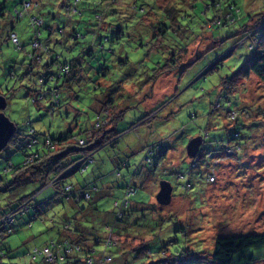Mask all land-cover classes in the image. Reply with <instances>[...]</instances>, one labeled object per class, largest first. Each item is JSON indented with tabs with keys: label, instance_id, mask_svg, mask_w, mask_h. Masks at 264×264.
I'll list each match as a JSON object with an SVG mask.
<instances>
[{
	"label": "rangeland",
	"instance_id": "374dc122",
	"mask_svg": "<svg viewBox=\"0 0 264 264\" xmlns=\"http://www.w3.org/2000/svg\"><path fill=\"white\" fill-rule=\"evenodd\" d=\"M21 1L0 0V6L5 5L6 15L4 25H1L0 29V94L9 98L5 114L12 122L19 125L18 131L22 139L28 134L29 128H34L41 135L49 134L57 137L60 131H65L67 119L72 125L74 121L79 124L74 131L76 136L85 137L89 123L93 124L97 119L98 111L95 105L92 108L95 104L94 96L101 97V93H106L103 86L109 83L115 87L121 85L125 87L123 88L125 95L118 99L124 101L125 107L129 108L124 114V121L118 126V130L123 134L114 148L107 147L96 153L98 162L95 167L103 172L106 169L113 171L114 166L111 161H127L129 168L121 170L123 180L120 179V186L129 182V176L134 171L140 173V177L134 181L137 192L132 201L144 205L135 207V221H130L134 227L130 226L129 229V232L132 231L131 240L128 241L124 237L125 243H122V240L116 239L118 244H124L122 252L125 249L127 251L123 256L113 253L115 262L112 264H210L199 258L208 256L207 254L214 250L215 240L218 237L264 232V82L252 75L247 82L238 80L237 87L230 90L231 92L226 90L224 84L225 79L232 78L251 55L250 41L243 38L245 33L234 35L249 24L252 26L264 19V0H222L224 3H235L240 12L235 14L233 25L213 31L212 37L221 38L222 42L199 59L197 53L204 54L214 45L212 37L210 39L203 37L206 17L200 14L202 3L198 0L199 2L195 4L197 5L194 11L195 17L189 22L184 20V25L192 32L191 40L200 37L194 40L195 42L192 41L188 54L182 57L180 62L179 58L176 59L173 66L177 67L174 70L152 81L153 63L151 60H145L149 45L157 43V46H162L163 53L165 51L164 55H168L175 44L174 38L169 40L159 36L153 40L145 28L153 25L154 21L158 22L156 18L159 11L156 9L163 10L178 6L180 3V0H153L154 11L150 9L153 6L147 8L142 25L139 26L144 31H137L138 24H136L134 33L129 39L126 36L121 42L114 40L105 44L109 53L111 49L114 51V54L108 56L110 73L107 77L98 79V85H102L98 91H93L92 83L89 84L93 86L89 94L86 86L74 91L77 93L76 99L69 100V105L73 104L76 110L69 108V117L64 112L63 116H67L66 120L62 119L58 112L54 116L47 112L46 99L41 103L45 109H39L32 101L33 92L29 91V88L33 91L38 89L35 77L33 75L26 79L21 77L24 73L22 64L29 63L27 53L32 50L29 44L34 37L32 21L28 14L37 13V2L39 3L40 0H33L28 6L26 5L28 14L26 12L27 15L17 21L13 19V13ZM41 1L55 3L53 8L49 6L44 10V21H47L51 12L59 16L58 21H68L62 4H66L69 0ZM109 2L114 3L111 0ZM104 3L108 4V2ZM133 3L135 0H119L123 12L128 13L122 15L120 20L125 15H129L127 7ZM211 17L212 15H209V18ZM70 23L76 24L74 21ZM12 27H14L13 34L17 35L20 43L26 42L25 51L18 50L5 38ZM42 33L41 37L46 41L48 33L45 30ZM232 36L234 37L231 38ZM128 40L135 41L138 46L143 43L144 46L133 47L135 42L128 43ZM80 42L87 43V40ZM164 44L169 48H165ZM75 46L80 48V45ZM64 49L62 46H57L56 52L62 59L71 58ZM118 50L119 52L116 53L115 51ZM73 51L74 54L77 53L76 50ZM176 52L180 51L175 50L173 54ZM127 57L129 64L120 66L119 61ZM216 62L219 63L215 68L202 76L204 71ZM190 64L192 65L189 66ZM185 70L186 72L182 74ZM10 74L13 76L10 77ZM87 75L93 77V73L89 71ZM220 88H223L222 93ZM227 101L232 103V108L239 114L247 110L248 115H240L237 122H233L234 120L226 115L224 110L215 109L217 102L226 106ZM158 111L159 117L152 124L141 125L134 131H129L132 123L144 115ZM244 124L248 127H243ZM234 130L240 131L245 138V143L243 142L245 150L240 153L241 156L236 158V154L220 157L215 155L212 158L213 162L205 161L203 158L199 168L196 169V166L192 165V169L195 170L191 176H188L191 172L190 163H193L192 158L187 154L190 140L200 136L205 137L206 132H209L211 139L226 140ZM238 135L235 134V137ZM157 143L164 146L165 157L159 158L157 152L154 153L153 162L158 164V167L154 165L149 167L143 161L145 147ZM213 145L215 144L206 141L199 152L203 148L210 150ZM22 160H24L22 152L13 145L8 146L0 154V177L4 179L3 182L12 178L10 173L6 175L7 166L17 165ZM207 171H214L215 181L210 184L209 181L206 184L203 177L204 172ZM184 175L183 179L181 176ZM162 181H168L173 186L172 201L169 205H161L156 200ZM188 181H191L192 186H186V191L184 185H187ZM2 193L3 191H0V207L6 210L7 207L2 200L9 195L13 197L15 191ZM114 193L113 197L117 201L123 199L122 189H116ZM113 197L104 200L106 202L104 208H111ZM47 212L52 216L51 212H62V210L57 211L54 205L47 208ZM62 219V216L58 217L57 225L53 226L61 227ZM26 220L24 216H18L13 225L14 234L8 240L13 247L20 245L27 251L30 247H40L53 239H59L58 230L49 231L51 224L48 221L45 224L36 222L33 229H27ZM179 227H182L183 231H178ZM100 230L102 231V228ZM31 237L34 238L30 240ZM175 239L178 244H171L170 242ZM144 241H148L146 255L136 259L134 252L129 250L137 248ZM184 248L188 253H184ZM253 253L256 256L255 261L251 263L240 261L235 264H264V250L256 249ZM18 261L19 259L16 258L6 263L17 264ZM19 264L43 263H32L28 256V259Z\"/></svg>",
	"mask_w": 264,
	"mask_h": 264
},
{
	"label": "trees",
	"instance_id": "16d2710c",
	"mask_svg": "<svg viewBox=\"0 0 264 264\" xmlns=\"http://www.w3.org/2000/svg\"><path fill=\"white\" fill-rule=\"evenodd\" d=\"M32 1L22 0L15 8L13 19L17 21L23 19L28 14L25 5L30 4ZM109 1L69 0L66 4H62L68 19L65 22L58 21L59 16L53 15L52 12L48 14L50 16L47 21H44V10L49 6L53 8L55 6L54 2L43 3L40 0L39 3L37 2V13L28 14L32 21L34 37L29 44L32 50L27 53L29 63L22 64L24 73L21 77L24 79L31 75L35 77L38 89L33 91L29 88V91L33 92L32 101L39 109L44 108L41 103L46 99L47 112L52 116L58 112V115L66 120L67 116H63V113L66 112L69 117V108L73 111L76 110L73 104L69 105V100L76 99L77 93H74V91L86 86L89 94L94 86L93 91L96 92L102 88V85L97 83L98 79L107 77L110 73L111 67L108 66V56L114 54V51L111 49L109 53L105 44L112 43L114 40L121 42L126 36L129 39L131 34L134 33L136 24H138L137 31H144L139 26L142 25L147 8L153 6L150 9L154 11L155 7L153 0H135V3L127 7L130 12L129 15H125L120 20L122 15L128 13L123 12L119 0H111L114 2L113 4ZM200 1L202 3L200 14L206 17L203 26L205 36L203 37L208 39L212 37L213 31L216 29L233 25L235 14L240 12L235 3H224L222 0ZM104 2H108V4L106 5ZM198 2V0H180L178 6L167 7L163 10L156 9V11H159L157 12L158 15L156 14L158 22H152L153 25L147 26L145 31L149 32L153 40L159 36L169 40L174 38L173 43L175 46L172 48V52L164 55L165 51L163 53L162 46H157V43L149 45L150 48L145 54V60H151L153 63L152 81L174 70L177 67L173 66L176 59L179 58L180 62L182 57L188 54L192 41H196L200 37L191 40L192 32L184 25V20L189 22L192 17H195L196 13L194 11L197 7L195 4ZM209 15H212V17L209 18ZM5 18V5L2 4L0 6V29L4 25ZM77 18L78 20H76ZM70 21H74L76 24H72ZM254 24L252 26L249 24L234 35L245 33L243 38L250 41L251 55L232 78L225 79V88L229 92L237 87L238 80L247 82L252 75L257 76L258 79L264 82V19ZM13 30L14 27L10 29L5 37L12 44H14L12 40ZM44 30L48 33L46 41H43L41 37ZM212 39L214 46L204 54L197 53L198 59L222 42L221 38L214 39L212 37ZM17 40L18 44H14V46L20 51H25L26 42L20 43L18 37ZM84 40H87V43L80 42ZM131 42L135 41L128 40V43ZM75 45H80V48H76ZM57 46L64 47L71 58L62 59L56 52ZM143 46V43L138 46L135 42L133 47ZM163 46L169 48L166 44ZM176 47L178 48L176 49ZM73 50H76L77 53L74 54ZM119 50L115 52L117 53ZM175 50L180 52L173 54ZM119 62L120 66L127 65L129 59L127 57ZM218 63L216 62L207 68L202 76L212 71ZM88 71L93 73V77L87 75ZM101 71L103 74H101ZM184 72L186 70L182 74ZM12 76L10 74V77ZM91 83L93 86L89 85ZM109 84L103 86L107 91V95L101 93V95L99 94L101 97L95 95V98H93L95 104L92 108L95 105L98 111L97 119L93 124L89 123V128L86 129V135L83 138H78L74 132L79 124L74 121L73 127L68 119L65 124V131H60L57 137H52L49 134L41 135L34 128H29L28 134L22 139L18 131L19 125L16 124V134L10 140L8 146L17 147V150L22 152L24 160L17 165L9 164L7 166L6 175L11 174L12 178L10 180L5 179V182H3L4 179L0 177V188H3L0 189V191H3L2 194L12 190L15 191L13 197L9 195V197H4L2 200L7 209L3 210V207H0V264H7L6 261L16 258L19 259L17 263L19 264L28 259V256L32 263L112 264L115 262L113 253L126 255V249L122 252L124 244H118L116 239L122 240V243H125V238L128 241L131 240L132 231L129 232V229L130 226L134 227L130 224V221H135V207L138 208V205L144 204L132 201L137 192L134 181L140 177V173L134 171L129 176V182H126L124 186H120L119 181L120 179L123 180L121 170L129 168L127 161H111L114 166L113 171L106 169L103 172L95 167L98 162L95 157L96 153L107 147L114 148L118 144L119 138L123 134L118 130V126L120 122L124 121V114L129 110L123 104L124 101H118L125 95L124 85L115 87ZM220 90L222 93L223 88H220ZM3 96L6 97V95ZM218 98H221V94ZM6 99L9 101V98L6 97ZM215 109L224 110L226 115L236 114L233 122H237L240 115H248L247 110H243L239 114L238 111L232 108L230 101H227L226 106L217 102ZM79 113L80 111L77 116ZM159 113L158 111L144 115L130 125L129 131H134L141 125L152 124L159 117ZM243 127L247 128L248 126L244 124ZM235 134L239 135L235 137ZM201 137L203 138V145L206 141L215 144L210 150L203 148L204 153H201L199 157L204 158L205 161L213 162L212 158L206 156L208 153L212 154V157L215 155L220 157L221 155L225 156L227 151H234L237 158L245 150L243 147L245 138L238 130H234L231 135L229 134L226 140L211 139L209 132L205 133V137ZM145 150L144 164L149 167L153 165L158 167V164L153 162L152 156L157 152L159 158L165 157L166 150L164 146L159 143L152 144L145 147ZM200 162H197L196 169L199 168ZM192 165L190 163L191 172L188 176H191V173L195 170L192 169ZM210 173L212 171L204 172L203 177H205L206 184L208 182L207 176ZM91 176L93 177L90 178ZM181 177L184 179L185 175ZM70 179L74 181H70ZM190 182L188 181L187 185H184L186 191V186H192ZM208 184L210 183L208 182ZM116 189L123 190L124 197L121 201H117L113 197ZM130 192L133 193L130 194ZM46 197L48 198L45 199ZM112 197L114 200L111 208H104L106 204L104 200ZM54 205H56L57 211L62 210V212H51L52 216H50L47 208ZM59 213L63 218V225L57 228L53 225H57L56 220L61 217ZM18 216H24L27 219L25 225L27 229H33L36 222L45 224L48 221L51 224L49 231L58 230L59 239H53L40 247H30L27 251L20 245L13 247L8 240L14 234L13 225L16 223ZM178 231H183V228L179 227ZM33 238L31 237L30 240ZM109 238L113 239L114 242L111 243L113 245L110 247H106ZM147 242L144 241L137 248L129 250L134 252L136 259H141L146 255ZM170 243L174 245L178 244V241L175 239ZM256 249L264 250V232L220 236L215 240L214 250L207 254L208 256H201L199 259L210 264H235L240 261L251 263L256 260L253 253V250ZM45 250L50 251L51 255L49 257L44 255L43 251ZM183 251L188 253L186 248ZM106 257L111 258V260L108 261Z\"/></svg>",
	"mask_w": 264,
	"mask_h": 264
},
{
	"label": "water",
	"instance_id": "95a60500",
	"mask_svg": "<svg viewBox=\"0 0 264 264\" xmlns=\"http://www.w3.org/2000/svg\"><path fill=\"white\" fill-rule=\"evenodd\" d=\"M8 101L5 96L0 94V154L7 148L10 140L17 131V126L5 114ZM203 145V138L196 137L190 140L187 146V154L189 158H195ZM173 186L168 181L160 183V191L156 196V200L161 205H169L172 201Z\"/></svg>",
	"mask_w": 264,
	"mask_h": 264
},
{
	"label": "built area",
	"instance_id": "2783aa9c",
	"mask_svg": "<svg viewBox=\"0 0 264 264\" xmlns=\"http://www.w3.org/2000/svg\"><path fill=\"white\" fill-rule=\"evenodd\" d=\"M28 4H29V3H27L26 5L28 6ZM26 5H25V7H27ZM12 40H13L14 44H18L17 36H16L15 34L12 35ZM235 115H236V114H233V113L228 114V116H229L231 119H233V120H234L235 117H236ZM201 153H204V150H203V149L197 154V156H196L195 158L192 159L193 162H196V163H192L194 167L196 166L197 162L201 161V158L199 157V155H200ZM233 154H235L234 151H227V152L225 153V155H233ZM206 156H207L208 158H213V157H212V154H210V153H208ZM195 159H196V161H195ZM211 174H213V171H212V173H210V174L207 176V179H208L209 183L215 181L214 174H213V175H211ZM132 193H133V192H130V194H132ZM112 242H114L113 239H110V238H109V240H108L107 243H106V247H110L111 245H113V244H111ZM36 253H38V251H36ZM43 253H44V255H46L47 257H49V256L51 255L49 250H45V251H43ZM106 259H107L108 261L111 260V258H109V257H108V258L106 257Z\"/></svg>",
	"mask_w": 264,
	"mask_h": 264
},
{
	"label": "crops",
	"instance_id": "0c3cea01",
	"mask_svg": "<svg viewBox=\"0 0 264 264\" xmlns=\"http://www.w3.org/2000/svg\"><path fill=\"white\" fill-rule=\"evenodd\" d=\"M70 181H74V180H71V179H70ZM47 198H48V197H46L45 199H47Z\"/></svg>",
	"mask_w": 264,
	"mask_h": 264
}]
</instances>
